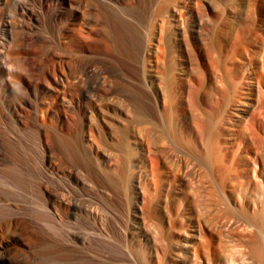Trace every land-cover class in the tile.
Segmentation results:
<instances>
[{
  "label": "bare ground",
  "instance_id": "6f19581e",
  "mask_svg": "<svg viewBox=\"0 0 264 264\" xmlns=\"http://www.w3.org/2000/svg\"><path fill=\"white\" fill-rule=\"evenodd\" d=\"M221 1L0 0V264H264V0Z\"/></svg>",
  "mask_w": 264,
  "mask_h": 264
},
{
  "label": "rangeland",
  "instance_id": "374dc122",
  "mask_svg": "<svg viewBox=\"0 0 264 264\" xmlns=\"http://www.w3.org/2000/svg\"><path fill=\"white\" fill-rule=\"evenodd\" d=\"M241 5H242V7H241ZM240 6H238V11L240 10V12H239V14H238V18H240L241 17V15H242V17L240 18V19H242V20H244L245 18H246V16H247V10H245L246 9V6L245 5H243V4H241ZM244 6V7H243ZM241 7V8H240ZM224 8H226V6H225V4L224 3H222V1L221 0H215V2H214V14H216L217 15V18H216V20H210V22H208V25H209V29H217L218 27H220L221 26V24H222V22H223V17H222V13H223V11H224ZM243 9V10H242ZM263 9H264V2H263ZM242 10V11H241ZM246 11V12H245ZM238 13V12H237ZM244 13H246V14H244ZM241 14V15H240ZM246 15V16H245ZM244 16V17H243ZM90 18V17H89ZM244 18V19H243ZM262 19H263V23H264V17H262ZM89 20V19H88ZM217 28H216V27ZM213 29V30H214ZM257 33H264V29L262 30V31H260L259 29L256 31ZM229 33V32H228ZM70 152V151H69ZM69 154H72V152L71 153H69ZM72 158H70L69 160H70V162L71 163H75L76 161H75V157L73 156V154L72 155H70ZM73 159V160H72ZM72 160V161H71ZM74 161V162H73ZM73 184V183H72ZM75 185V184H74ZM71 186L70 188H68L69 186H66V190L68 189L69 190V192L73 189V191H71L70 192V194H75L76 193V195H79V194H82V191H81V189L79 188V187H77L76 185L75 186ZM89 185H91V183L89 182ZM75 187V188H74ZM93 187L95 188V189H97L96 188V186H94L93 185ZM75 189V190H74ZM74 191H76V192H74ZM79 191H81V192H79ZM68 192V191H67ZM77 193H79V194H77ZM32 199L33 200H31V203H30V205H31V207L34 205V207H32L34 210H35V212H34V214H33V220L34 221H37V223H41L43 226H45V227H47V228H51L55 233H56V236H58V237H60V238H62L63 239V236H64V239L65 238H67V235H68V233L69 232H76V230L77 231H82V232H84V233H86V234H91V233H93V231L91 232L90 231V229H88V230H86L87 228L85 227L86 226V224H84V222H83V218H80L81 216L78 214V212L76 211V210H72L71 212H69V217H67L66 219H64L63 220V222H56L55 224L53 223V222H49V223H51V224H49L48 222H46V221H43V220H46V218H47V214L44 212V209L41 207V203H40V201H38V199L37 198H33L32 197ZM34 200H36L35 202H34ZM34 203V204H33ZM37 203V204H36ZM103 210H104V208H103ZM74 211V212H73ZM116 213H117V211L116 210H114ZM42 214V215H41ZM75 214V215H74ZM76 214H78L79 216H76ZM75 216V217H73V216ZM46 217V218H45ZM37 218L39 219V220H37ZM74 218H75V220H74ZM81 220H80V219ZM69 219V220H68ZM69 222V223H68ZM74 222H77L76 224L74 223ZM81 224H80V223ZM53 223V224H52ZM62 225H60V224ZM63 223V224H62ZM74 223V224H73ZM47 224V225H46ZM59 224V225H58ZM81 225V226H79V225ZM51 225V226H50ZM55 225V226H54ZM75 225V226H74ZM78 225V226H77ZM60 226V227H59ZM78 227H80L79 229H78ZM83 227V228H82ZM73 228V229H72ZM59 229H61V230H59ZM66 230V232H65V230ZM69 229H71V231L69 230ZM74 229H76V230H74ZM82 229H84V230H82ZM64 231V232H63ZM68 231V232H67ZM87 231V232H86ZM89 231V232H88ZM57 232H59V234L57 233ZM65 233V234H64ZM111 255V254H110ZM65 258H63L61 261H55V262H53L52 264H62V263H65V262H67L68 264H82L83 262H84V264H87L88 262H90L89 260H82L81 262H79L80 260H75L74 261V259L73 260H71L70 258H66V260H64ZM105 259L104 258H101V257H99V259H98V261H97V264H115L116 262H121L122 263V261H119V260H109V261H104ZM72 261V262H71ZM100 261V262H99ZM102 261H104L103 263H102ZM115 261V262H114ZM70 262V263H69ZM110 262V263H109ZM67 263H65V264H67ZM117 264V263H116ZM122 264H124V262L122 263Z\"/></svg>",
  "mask_w": 264,
  "mask_h": 264
}]
</instances>
